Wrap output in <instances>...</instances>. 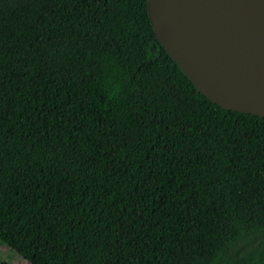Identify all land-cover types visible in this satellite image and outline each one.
<instances>
[{"label": "trees", "instance_id": "trees-1", "mask_svg": "<svg viewBox=\"0 0 264 264\" xmlns=\"http://www.w3.org/2000/svg\"><path fill=\"white\" fill-rule=\"evenodd\" d=\"M0 246L30 264H264V116L204 95L148 0H0Z\"/></svg>", "mask_w": 264, "mask_h": 264}, {"label": "water", "instance_id": "water-1", "mask_svg": "<svg viewBox=\"0 0 264 264\" xmlns=\"http://www.w3.org/2000/svg\"><path fill=\"white\" fill-rule=\"evenodd\" d=\"M160 42L225 109L264 116V0H148Z\"/></svg>", "mask_w": 264, "mask_h": 264}, {"label": "rangeland", "instance_id": "rangeland-1", "mask_svg": "<svg viewBox=\"0 0 264 264\" xmlns=\"http://www.w3.org/2000/svg\"><path fill=\"white\" fill-rule=\"evenodd\" d=\"M259 239L260 236L256 235L243 239V241L239 244V249L236 254H242L246 250H249L259 241ZM0 261L8 264H30L19 253L5 246H0Z\"/></svg>", "mask_w": 264, "mask_h": 264}]
</instances>
